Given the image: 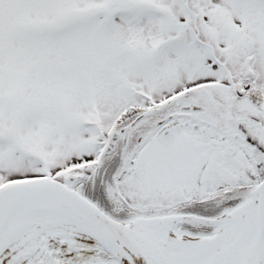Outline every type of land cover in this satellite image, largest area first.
Listing matches in <instances>:
<instances>
[{
    "label": "snow or ice",
    "instance_id": "1",
    "mask_svg": "<svg viewBox=\"0 0 264 264\" xmlns=\"http://www.w3.org/2000/svg\"><path fill=\"white\" fill-rule=\"evenodd\" d=\"M0 264H264V0H0Z\"/></svg>",
    "mask_w": 264,
    "mask_h": 264
}]
</instances>
